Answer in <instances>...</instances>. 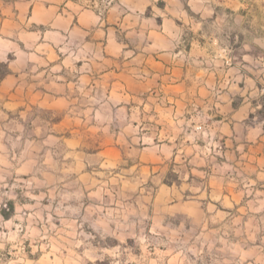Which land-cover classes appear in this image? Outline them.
Returning <instances> with one entry per match:
<instances>
[{"label": "rangeland", "instance_id": "obj_1", "mask_svg": "<svg viewBox=\"0 0 264 264\" xmlns=\"http://www.w3.org/2000/svg\"><path fill=\"white\" fill-rule=\"evenodd\" d=\"M261 95L264 0H0V264H264Z\"/></svg>", "mask_w": 264, "mask_h": 264}, {"label": "crops", "instance_id": "obj_2", "mask_svg": "<svg viewBox=\"0 0 264 264\" xmlns=\"http://www.w3.org/2000/svg\"><path fill=\"white\" fill-rule=\"evenodd\" d=\"M165 81H166V87L169 88L170 90H173V89L176 90L180 85V83H177V80H175L173 83L169 82L168 79H165ZM263 96L264 95H261L260 101L256 100V101L252 102V104H246L243 100L242 104L239 105L238 107L233 106V110L236 113H241L242 118H245L247 115L250 116V114H251L253 119H256V121L254 123H257L259 125L258 133H264V117L260 116V114L258 113V110H260V108L264 104L263 103ZM246 128L248 129V127H246ZM255 128H256V124L252 127L250 126V129H255ZM182 131H183V133H192L193 130H164L165 133L172 134V135L179 134ZM214 131H222L223 136H229L232 132V130H214ZM245 131L249 132L250 130H245Z\"/></svg>", "mask_w": 264, "mask_h": 264}, {"label": "trees", "instance_id": "obj_3", "mask_svg": "<svg viewBox=\"0 0 264 264\" xmlns=\"http://www.w3.org/2000/svg\"><path fill=\"white\" fill-rule=\"evenodd\" d=\"M263 103H264V96H263ZM258 113L260 114V116H263L264 117V104L262 105V107L260 108V110H258ZM4 216H6V214H4Z\"/></svg>", "mask_w": 264, "mask_h": 264}]
</instances>
